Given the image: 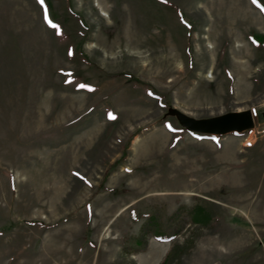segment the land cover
I'll list each match as a JSON object with an SVG mask.
<instances>
[{
    "label": "rangeland",
    "instance_id": "rangeland-1",
    "mask_svg": "<svg viewBox=\"0 0 264 264\" xmlns=\"http://www.w3.org/2000/svg\"><path fill=\"white\" fill-rule=\"evenodd\" d=\"M257 2L0 0V264H264Z\"/></svg>",
    "mask_w": 264,
    "mask_h": 264
},
{
    "label": "water",
    "instance_id": "water-1",
    "mask_svg": "<svg viewBox=\"0 0 264 264\" xmlns=\"http://www.w3.org/2000/svg\"><path fill=\"white\" fill-rule=\"evenodd\" d=\"M167 115L174 117L187 132L200 135L221 137L245 133L254 127L253 114L248 109L230 111L207 118H193L175 108H170Z\"/></svg>",
    "mask_w": 264,
    "mask_h": 264
},
{
    "label": "trees",
    "instance_id": "trees-1",
    "mask_svg": "<svg viewBox=\"0 0 264 264\" xmlns=\"http://www.w3.org/2000/svg\"><path fill=\"white\" fill-rule=\"evenodd\" d=\"M257 6L260 9L261 13L264 15V3L263 2H257ZM249 41L254 45H264V35H258V34H252L251 36H249ZM258 118L259 119H264V111H260L258 113ZM196 216L194 217L196 222H204L205 219V214H203L201 211H196ZM154 237L158 240H167L169 238L172 237V235L169 234H165V233H158V234H154ZM161 264H164V262H162Z\"/></svg>",
    "mask_w": 264,
    "mask_h": 264
},
{
    "label": "bare ground",
    "instance_id": "bare-ground-1",
    "mask_svg": "<svg viewBox=\"0 0 264 264\" xmlns=\"http://www.w3.org/2000/svg\"><path fill=\"white\" fill-rule=\"evenodd\" d=\"M136 35V34H135ZM134 39V38H133ZM127 39H125V41H126ZM136 41V40H135ZM141 41V40H140ZM130 43V42H129ZM136 43H137V41H136ZM139 43V42H138ZM140 44V43H139ZM141 45V44H140ZM139 46V45H138ZM140 47V46H139ZM142 47V46H141Z\"/></svg>",
    "mask_w": 264,
    "mask_h": 264
}]
</instances>
